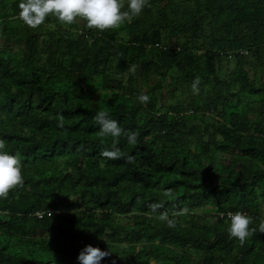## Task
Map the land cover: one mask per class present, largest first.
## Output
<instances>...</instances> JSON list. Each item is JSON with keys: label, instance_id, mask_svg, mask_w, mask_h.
<instances>
[{"label": "trees", "instance_id": "obj_1", "mask_svg": "<svg viewBox=\"0 0 264 264\" xmlns=\"http://www.w3.org/2000/svg\"><path fill=\"white\" fill-rule=\"evenodd\" d=\"M19 11L0 0V135L24 176L0 198V264H80L88 244L102 264H264V0H149L105 30ZM100 108L139 133L117 159Z\"/></svg>", "mask_w": 264, "mask_h": 264}, {"label": "clouds", "instance_id": "obj_2", "mask_svg": "<svg viewBox=\"0 0 264 264\" xmlns=\"http://www.w3.org/2000/svg\"><path fill=\"white\" fill-rule=\"evenodd\" d=\"M148 5L149 0H127V10H125L124 0H19L18 15L24 23L31 27L45 23L49 15H54L65 24H73L77 18H82L89 27L105 30L119 27L127 20L140 15ZM192 87L197 89V82H194ZM150 98L146 92L137 97L140 102L145 104ZM94 119L99 125L100 135L112 138L111 147L102 150L103 156L111 159L121 157L119 141L122 136L126 137L127 142L131 145L138 143L139 133L126 129L106 109H98ZM64 120L63 114H59L58 126L63 127ZM23 181L20 156L9 150L6 138L0 135V198L7 197L10 190L22 184ZM171 191L169 189V194ZM149 207L155 213L163 205L160 201H153ZM183 211L187 212L188 207L185 206ZM158 219L169 227H174L176 224L175 215L170 216L168 211L160 212ZM252 220L253 218L244 211H236L231 214L227 231L243 243L255 231L250 227ZM260 230L264 231V222L260 224ZM109 254L108 249L88 244L81 249L77 259L80 264H102V258Z\"/></svg>", "mask_w": 264, "mask_h": 264}, {"label": "built area", "instance_id": "obj_3", "mask_svg": "<svg viewBox=\"0 0 264 264\" xmlns=\"http://www.w3.org/2000/svg\"><path fill=\"white\" fill-rule=\"evenodd\" d=\"M232 213H227V216L230 217ZM39 216L41 215L40 213L38 214Z\"/></svg>", "mask_w": 264, "mask_h": 264}]
</instances>
